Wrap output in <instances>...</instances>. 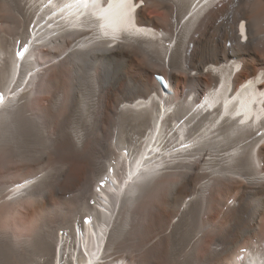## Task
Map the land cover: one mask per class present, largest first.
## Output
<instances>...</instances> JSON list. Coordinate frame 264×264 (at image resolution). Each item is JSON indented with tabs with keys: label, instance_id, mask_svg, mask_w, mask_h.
<instances>
[{
	"label": "bare ground",
	"instance_id": "bare-ground-1",
	"mask_svg": "<svg viewBox=\"0 0 264 264\" xmlns=\"http://www.w3.org/2000/svg\"><path fill=\"white\" fill-rule=\"evenodd\" d=\"M91 1L0 0V264H264V0Z\"/></svg>",
	"mask_w": 264,
	"mask_h": 264
},
{
	"label": "rangeland",
	"instance_id": "rangeland-1",
	"mask_svg": "<svg viewBox=\"0 0 264 264\" xmlns=\"http://www.w3.org/2000/svg\"><path fill=\"white\" fill-rule=\"evenodd\" d=\"M24 38H26V37H24ZM24 38H20L19 40H17L16 42H17V45H19V48H22L23 46H24V44L26 43L25 42V39ZM23 41H24V43H23ZM21 46V47H20ZM15 47H13V49H14ZM1 93H3V92H1ZM104 177V176H103ZM92 201H93V199H92ZM91 201V202H92ZM3 202V197H2V199H0V204Z\"/></svg>",
	"mask_w": 264,
	"mask_h": 264
}]
</instances>
